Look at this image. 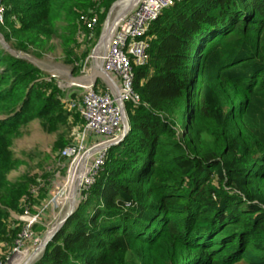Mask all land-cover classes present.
<instances>
[{
	"label": "trees",
	"instance_id": "1",
	"mask_svg": "<svg viewBox=\"0 0 264 264\" xmlns=\"http://www.w3.org/2000/svg\"><path fill=\"white\" fill-rule=\"evenodd\" d=\"M115 1L1 0L0 29L22 52L58 35L73 62L79 16L95 11L99 26ZM145 38L129 129L33 264H264V0H181ZM62 98L52 77L0 47L1 259L24 226L11 213L35 199L34 178L7 177L21 163L13 140L34 119L50 131L83 123Z\"/></svg>",
	"mask_w": 264,
	"mask_h": 264
},
{
	"label": "rangeland",
	"instance_id": "2",
	"mask_svg": "<svg viewBox=\"0 0 264 264\" xmlns=\"http://www.w3.org/2000/svg\"><path fill=\"white\" fill-rule=\"evenodd\" d=\"M127 1L119 3L111 11L108 18V27L110 22L116 20L117 14L126 6ZM4 7L5 5L1 2L0 8L4 10ZM110 8L106 12V17L102 20V23L95 29L94 37L91 40L79 38V45L74 48V55L71 56L74 59L73 62H67L66 52L58 35L52 36L41 50L30 47V51L22 52L11 47L10 42L12 40L6 41L0 29V47H4L5 50L10 51L13 55L33 63L48 76L52 77L57 87L61 90L63 97H80L82 89L76 86V84H80V80L88 83L94 78L97 87H104L99 59L102 41L105 36H103L97 48L96 46ZM69 25L70 21L64 17L58 19L56 21L57 32L62 35L68 34ZM95 48L94 61L91 55ZM85 50H88V52L85 56H82ZM84 76L87 77L81 79ZM3 118L5 116L0 114V119ZM81 126L82 123L78 122L74 126L73 124H67L50 131L44 127V122L41 119H34L27 126L21 127L20 135L15 136L12 150L15 156L21 160V163L17 168L11 170L7 177L11 181L26 174L34 178L35 182L30 187V193L35 199L30 204L28 203L30 202L28 201L29 199H27L23 212L19 214L12 212L11 216L23 222H25L26 218L35 215L37 217L30 227L31 236H26L19 249L22 252L11 255L12 249L9 253L4 254L5 258L10 256L8 264H24L30 257L31 259L40 258L43 254L40 245L41 241L58 226L71 207L73 206L75 209L79 200H81L78 195L80 191H77L81 176L80 171L74 172V175L71 174L72 170L69 171V160L60 157L61 150L76 140ZM60 140L65 141L66 144L63 147L55 148V144ZM27 257L28 259L26 260Z\"/></svg>",
	"mask_w": 264,
	"mask_h": 264
},
{
	"label": "built area",
	"instance_id": "3",
	"mask_svg": "<svg viewBox=\"0 0 264 264\" xmlns=\"http://www.w3.org/2000/svg\"><path fill=\"white\" fill-rule=\"evenodd\" d=\"M121 1L123 0H117L112 4L96 46L97 48L103 36L107 35L106 45L100 50V69L103 73L104 87H97L96 80L93 78L88 83L76 84L82 89L80 97L62 98L67 108L77 110L83 119L76 140L60 152V157L70 162L69 171L75 167L80 169L78 195L81 198L86 197L87 191L99 174L107 149L124 134L126 129L125 103L138 104L140 102V95L133 86L134 68L146 65L148 62L149 42L145 34L151 22L164 9L181 0H132L117 14L116 20L110 22L108 27L111 11ZM3 13L4 10L0 8V20H2ZM79 21L84 25V30L77 31L79 38L91 40L98 23L97 13L95 11L88 14L82 13ZM96 48L92 52V59H94ZM36 217L37 215L25 219L11 255L22 252L19 249L26 236H31L30 227L36 221ZM9 261L10 256L5 259L0 258V264H8Z\"/></svg>",
	"mask_w": 264,
	"mask_h": 264
},
{
	"label": "water",
	"instance_id": "4",
	"mask_svg": "<svg viewBox=\"0 0 264 264\" xmlns=\"http://www.w3.org/2000/svg\"><path fill=\"white\" fill-rule=\"evenodd\" d=\"M124 123H125V131L124 134L122 135V138L124 137V135L127 133L128 129H129V123H128V118L127 115L124 113ZM120 138L118 141H116V143H119L120 140L122 139ZM112 145V144H111ZM78 191V188H77ZM74 207L72 206L71 209L65 214V216L62 218L61 222L58 224V226H56V228L49 234V236H46L40 243L41 245V251L44 252L45 246L47 244V242L49 240L52 239V237L54 236V234L60 229V227L62 226V224L64 223V221L67 219V217L73 212ZM42 256V255H41ZM39 258L37 259H33L32 261L28 262L27 264H33L35 261H37Z\"/></svg>",
	"mask_w": 264,
	"mask_h": 264
},
{
	"label": "bare ground",
	"instance_id": "5",
	"mask_svg": "<svg viewBox=\"0 0 264 264\" xmlns=\"http://www.w3.org/2000/svg\"><path fill=\"white\" fill-rule=\"evenodd\" d=\"M124 1H127V0H123V1H121V2H119V3H122V2H124ZM131 1H132V0H128V1L126 2L125 5L128 6L127 4H129ZM119 3H118V4H119ZM118 4H117V5H118ZM117 5H116V6H117ZM124 8H125V6H124L122 9H124ZM107 38H108L107 35H105V39H103V41H102V49H103V48L105 47V45H106V44H104V42H107ZM94 55H95V54H94ZM94 61H95V56H94ZM99 63H101V56H100V59H99ZM100 70H101V69H100ZM101 74L103 75L102 72H101ZM86 77H87V76H86ZM83 78H85V77H83ZM83 78H81V79H83ZM80 82H81V80H80ZM86 83H87V82H86ZM112 146H113V145H112ZM79 170H80L79 167H78V168L75 167V168L72 169L71 174L74 175V172L76 173V171H79ZM52 231H53V230H52ZM52 231H51V232H52ZM51 232H50V233H51ZM50 233H49V234H50ZM49 234H48L47 236H49ZM27 259H28V257L26 258V260H27ZM33 259H35V258H32V259H31V257H30L29 260H27L26 262H25V260H24L25 263H24V262H23V263H24V264H27L28 262L32 261Z\"/></svg>",
	"mask_w": 264,
	"mask_h": 264
},
{
	"label": "crops",
	"instance_id": "6",
	"mask_svg": "<svg viewBox=\"0 0 264 264\" xmlns=\"http://www.w3.org/2000/svg\"><path fill=\"white\" fill-rule=\"evenodd\" d=\"M92 139V138H91Z\"/></svg>",
	"mask_w": 264,
	"mask_h": 264
}]
</instances>
